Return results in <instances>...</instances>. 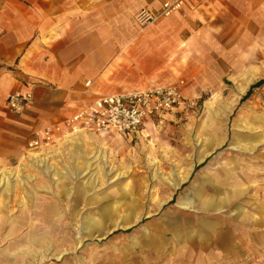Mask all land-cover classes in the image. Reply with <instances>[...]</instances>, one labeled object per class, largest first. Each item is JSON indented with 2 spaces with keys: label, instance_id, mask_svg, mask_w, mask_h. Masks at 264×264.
Listing matches in <instances>:
<instances>
[{
  "label": "rangeland",
  "instance_id": "obj_1",
  "mask_svg": "<svg viewBox=\"0 0 264 264\" xmlns=\"http://www.w3.org/2000/svg\"><path fill=\"white\" fill-rule=\"evenodd\" d=\"M212 1L203 8L211 22L209 72L189 52L176 72L182 94L197 102L189 117L167 116L132 140L92 137L77 148L58 142L28 150L27 138L17 151L0 153V178L9 179L8 186L0 181L1 259L264 264V83L241 100L264 80V0ZM33 154H46L48 173ZM232 185L242 192L221 212L206 208ZM50 211L56 219H41ZM87 221L94 224L91 235L83 231ZM199 223L214 229L191 247L172 249L176 236L183 242Z\"/></svg>",
  "mask_w": 264,
  "mask_h": 264
},
{
  "label": "crops",
  "instance_id": "obj_2",
  "mask_svg": "<svg viewBox=\"0 0 264 264\" xmlns=\"http://www.w3.org/2000/svg\"><path fill=\"white\" fill-rule=\"evenodd\" d=\"M164 1L172 0H0V153L17 151L28 138L27 148L35 133L49 125L60 127L52 133L53 146L69 142L77 148L92 137L100 142L103 137L132 140L167 116H180L179 109L167 112L159 121L148 119L141 131L123 135L71 132L63 124L66 117L81 111L99 95L176 84V72L186 52L190 60H205L203 71L209 72L212 35L207 30L210 19H204L205 0H184L181 8L169 16L159 17L143 28L133 25L138 9L157 11ZM203 82L205 78L199 80L200 85ZM14 91H30L33 99L13 117L8 115L12 112L4 102ZM73 137L75 141H71ZM241 192L232 185L229 194L211 197L206 208L217 214L222 211L221 204ZM46 218L56 219L57 215L43 212L41 219ZM210 229H214L210 224L199 223L194 234L183 242H178L176 236L172 249L191 247L192 239ZM83 231L86 234L87 230ZM0 264L17 263L7 257L0 258Z\"/></svg>",
  "mask_w": 264,
  "mask_h": 264
},
{
  "label": "built area",
  "instance_id": "obj_3",
  "mask_svg": "<svg viewBox=\"0 0 264 264\" xmlns=\"http://www.w3.org/2000/svg\"><path fill=\"white\" fill-rule=\"evenodd\" d=\"M183 3L184 0L164 1L157 11L141 7L133 16V25L143 28L159 17L171 15ZM88 83L90 81L86 82ZM182 85L181 80L176 84L99 95L84 109L66 117L63 124L71 132L88 130L123 135L135 134L142 130L148 119L159 121L167 112L177 109L181 116L189 117L197 102L182 94ZM32 99L30 91H14L5 98L4 104L12 113L20 114ZM59 130L58 125H49L35 133L27 143L28 150H37L52 144V133Z\"/></svg>",
  "mask_w": 264,
  "mask_h": 264
},
{
  "label": "bare ground",
  "instance_id": "obj_4",
  "mask_svg": "<svg viewBox=\"0 0 264 264\" xmlns=\"http://www.w3.org/2000/svg\"><path fill=\"white\" fill-rule=\"evenodd\" d=\"M205 104L206 105H209L210 104V102H208V100H206L205 101ZM84 137H86V136H84ZM79 138V137H78ZM74 139V141L76 140L74 137L73 138H71V141ZM73 141V142H74ZM102 143V142H101ZM46 154H42L41 156H38V155H34L33 154V156H32V158L31 159H33V161L35 162V164L36 165H38L44 172H46L47 171V173L49 172V168L47 167L48 165H46ZM0 181H2V183H6V186H8L9 184V179L7 178V179H5V177H2V178H0ZM93 222L92 221H87L86 223H85V227H84V229H86L87 231H88V234L91 232V229H92V227H93ZM82 230V229H81ZM90 235H91V233H90ZM82 236V235H81ZM53 252H54V250H53ZM17 253V252H16ZM65 252L64 251H61V252H59L56 256H54L55 257V259H59L60 258V256H62V254H64ZM43 254V253H42ZM17 258L18 259H20V256H17ZM33 262H35L34 260H33Z\"/></svg>",
  "mask_w": 264,
  "mask_h": 264
},
{
  "label": "trees",
  "instance_id": "obj_5",
  "mask_svg": "<svg viewBox=\"0 0 264 264\" xmlns=\"http://www.w3.org/2000/svg\"><path fill=\"white\" fill-rule=\"evenodd\" d=\"M262 83H264V80H259L256 83H254L253 85H251L250 88L248 89V91H246V93L242 96L241 100H245L248 97L251 89L256 87L259 84H262Z\"/></svg>",
  "mask_w": 264,
  "mask_h": 264
}]
</instances>
